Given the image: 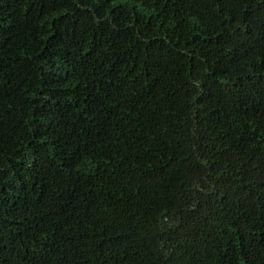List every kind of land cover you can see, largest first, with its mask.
Masks as SVG:
<instances>
[{
	"label": "trees",
	"instance_id": "1",
	"mask_svg": "<svg viewBox=\"0 0 264 264\" xmlns=\"http://www.w3.org/2000/svg\"><path fill=\"white\" fill-rule=\"evenodd\" d=\"M0 264H264V0H0Z\"/></svg>",
	"mask_w": 264,
	"mask_h": 264
}]
</instances>
